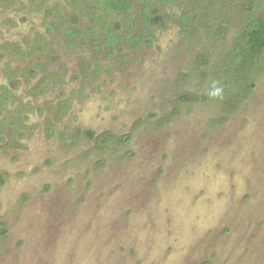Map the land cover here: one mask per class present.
I'll return each instance as SVG.
<instances>
[{
    "label": "rangeland",
    "instance_id": "obj_1",
    "mask_svg": "<svg viewBox=\"0 0 264 264\" xmlns=\"http://www.w3.org/2000/svg\"><path fill=\"white\" fill-rule=\"evenodd\" d=\"M48 4L0 0V264H264V56L235 109L216 96L264 0L97 63L47 46Z\"/></svg>",
    "mask_w": 264,
    "mask_h": 264
},
{
    "label": "trees",
    "instance_id": "obj_2",
    "mask_svg": "<svg viewBox=\"0 0 264 264\" xmlns=\"http://www.w3.org/2000/svg\"><path fill=\"white\" fill-rule=\"evenodd\" d=\"M40 3L48 1V30L53 37L47 46L54 43L62 45L57 37L64 38L65 46H87L96 57L102 54L115 55L119 50L129 48L130 44L139 48L149 38L154 40L156 32L166 27L169 20L175 19L179 26L190 33L194 28L197 4H203L210 11L200 17V25L208 34L217 26L226 22L225 12L233 7L236 0H35ZM172 4L178 8L179 15L166 13L165 7ZM251 11V5L248 6ZM174 14V15H173ZM46 41V40H44ZM18 52V50H15ZM19 53H26L23 50ZM264 56V16H259L252 25L242 30V38L232 52V57L225 67L227 77L224 87L218 88L217 97L226 99V110L235 109L238 103L251 95L255 86L254 68ZM227 93V94H226ZM14 98V92L4 88L0 102ZM90 137L95 134L86 131ZM109 140L104 137L101 147L107 146Z\"/></svg>",
    "mask_w": 264,
    "mask_h": 264
}]
</instances>
